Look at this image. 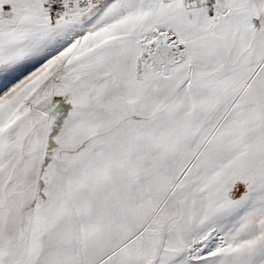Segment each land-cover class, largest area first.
<instances>
[{
	"label": "snow or ice",
	"instance_id": "snow-or-ice-1",
	"mask_svg": "<svg viewBox=\"0 0 264 264\" xmlns=\"http://www.w3.org/2000/svg\"><path fill=\"white\" fill-rule=\"evenodd\" d=\"M0 264H264V0H0Z\"/></svg>",
	"mask_w": 264,
	"mask_h": 264
}]
</instances>
